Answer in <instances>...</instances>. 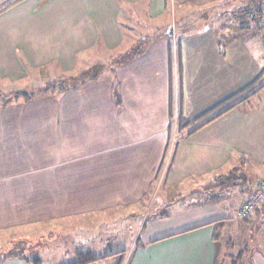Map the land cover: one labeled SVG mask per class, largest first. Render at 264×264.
Wrapping results in <instances>:
<instances>
[{
  "label": "crops",
  "instance_id": "0c3cea01",
  "mask_svg": "<svg viewBox=\"0 0 264 264\" xmlns=\"http://www.w3.org/2000/svg\"><path fill=\"white\" fill-rule=\"evenodd\" d=\"M119 1L121 6L118 0H0V86L11 87L29 73L36 74V79L51 60L71 69L75 57L94 42L106 48L118 45L121 10L131 19L144 1L148 18L153 19L170 7L169 0ZM246 1L247 12L259 7V25L252 29L258 34L251 32L247 17L233 14L234 25L241 30L238 34L210 24L173 40L171 17L168 35L157 46L149 45L146 57L157 52L138 68L154 77L135 82L131 81L135 72L126 74L131 69L123 65L114 69L115 86L122 87L117 103L108 98L115 92L109 77L104 88L96 84L86 90L85 99L83 91L56 93L54 100L59 97L52 100L55 108L50 115L24 113L23 107L38 96L27 105L16 99L21 113L0 114V125L9 128L0 131V231L53 222L61 230L57 233H66L65 238L74 234L72 220L79 219L75 224L76 234L82 237L79 243L97 242L92 235L102 236V231L90 232L85 216L100 213L101 219H107L108 210L121 207L124 213L111 217L116 227L132 223L138 237L120 264H228L231 254L226 252L234 243V233H243L245 240H239L244 247L233 264H241L244 257L242 264H264V201L249 217H236L237 208L264 178V0ZM175 2L181 21L189 10H195L194 17L206 10L219 14L229 3ZM172 47L178 77L173 90L167 88L162 66L165 53L171 57ZM73 92L76 96L66 99ZM92 94L95 100L89 99ZM174 102L181 121L176 118L173 126L164 112ZM86 106L91 107L90 113ZM6 107L13 108V101ZM9 123L18 125L12 128ZM174 134L180 140L170 147ZM23 150L31 152H25L30 158ZM30 159L38 162L23 167ZM122 184L151 195L149 209L143 204L145 193L126 205L118 201L103 205L102 188ZM182 185L186 191L179 190ZM183 195L193 199L190 205L177 211L170 207ZM219 220L225 223L210 225ZM108 226L102 224L101 229ZM218 230L219 236H226L224 242L216 237ZM27 235L21 233V241ZM247 239L253 248H246ZM102 240L108 241L107 237ZM84 252H74V260ZM4 264L27 263L16 257Z\"/></svg>",
  "mask_w": 264,
  "mask_h": 264
},
{
  "label": "rangeland",
  "instance_id": "374dc122",
  "mask_svg": "<svg viewBox=\"0 0 264 264\" xmlns=\"http://www.w3.org/2000/svg\"><path fill=\"white\" fill-rule=\"evenodd\" d=\"M228 1L229 3L226 6L227 10L225 12L223 11L219 13L220 15L217 13L218 11L212 13L206 10V12L205 11L201 12V14L203 13V15L194 17V13L196 14L195 10H189L188 12H186L188 16L184 17L183 21L180 20L181 12L175 0H172V1L169 0L170 3L167 5V7L170 6L169 9L163 12L158 18H153V19L148 18V11L146 10L144 1L143 3L139 5L138 10H136L137 11L135 12L136 16L132 17L131 19L127 11L121 10L120 23L122 25L121 27L122 32H121V40L118 45L106 48L105 45H102L100 42H94L93 46L88 47V50L86 52L80 53L77 55V57H75L74 66L71 69L61 66L56 60H51L49 61V64L47 65L46 72H43L42 74H37L39 77H36V79L33 78L34 75L36 74L29 73L27 78L21 81L15 82L16 84H14L11 87L8 85L5 87L0 86V114L9 113L13 115L16 113H21L20 109L16 108L17 105H15L16 92L19 91L26 95L32 94L33 98L37 96L39 97L35 99L34 101H30L29 104L28 102H26L28 105L25 103L28 107L27 106L23 107L24 113H29L31 114L30 116L42 115V114L50 115V112L54 110L55 108L54 107L55 104L52 101L54 100L53 96H55V94L57 93V89L59 88V86L60 85L61 87L68 86L69 84L67 82H70L68 81L69 80L68 77L70 76L76 78V80L72 83L81 82L85 80L88 76L86 77L83 76L82 78L81 76H77L78 72L83 69L87 71L91 70L90 75L87 78L86 83L82 87H79L75 90H78V92L83 91L82 97H84L85 95L87 96V94H85V91L88 90L89 88L97 86L96 84H99L101 88L102 87L104 88L105 86H107L108 84H105L106 82L104 81V79L106 77H109V78H112L110 82L114 83L112 87L115 89L114 90L115 92H113L112 90L108 98L111 101V97H112L115 103H117V92L120 91L122 87L118 88V86H115L116 79H113V78L116 77V71L114 69L122 65L125 66V69L127 70L131 69L130 71H127L126 74L132 75L135 72L136 75L134 76V78H131V81H135V82H143V79L146 77L147 78L154 77V75L149 74L148 72H145L143 70L139 71L138 68H143L142 66L145 60L149 57H152L157 52V51H154L152 54L146 57L147 50L149 49V45L157 46L158 45L157 42L162 37L164 38L166 34L168 35V32H169L168 25L171 22V17L174 19L173 20L174 24L171 28L172 34L174 35L173 40H179V38L182 35L188 36V35L194 34L196 33V31L201 29L200 27L205 26V25H210V24H214L213 26L211 25L213 29L214 28L219 29V30L223 29L224 31L225 29L226 30L230 29V32L232 29H235L236 30L235 33L237 34L238 32H241L240 28L235 27L234 24H236L237 21L236 19L234 20L232 15L237 14L239 16L240 14L238 13H240V11L243 8L244 10L247 11L249 8V6L246 5L247 1L246 0L245 1L228 0ZM119 3L120 1L118 0V4ZM119 5L121 6L122 4H119ZM243 15L247 17L245 13ZM201 17L203 19H201ZM218 18L220 22L219 20H216ZM247 22H248V25H250L251 27L250 30L255 29L256 26L259 25L258 13L255 14V12L252 11V13H250V15L247 17ZM163 23H166L165 26L167 27H165L164 25H161ZM251 32H255V30H252ZM255 34H258V31H256ZM246 39H249V38L246 37ZM162 41L164 42L165 39H163ZM172 42L170 41V45H173ZM254 46L257 48L256 43H254ZM253 51L254 53H256V50H253ZM165 56H167V58L163 59L162 61V64L164 62V65H162L163 71H164L163 74L164 76H166L167 88H170V86H172V90H173L174 89L173 85L175 86V82L178 78L177 77L176 55H175V52L173 51V47L171 51V57H169L168 52L165 53ZM152 63L153 65H155L156 60H153ZM65 69H68V70H65ZM151 73H153V70L151 71ZM94 75L97 77L96 80L92 78V76ZM52 86L56 88L54 91H52L53 93L52 92H48V93L42 92L44 89L52 87ZM6 87L7 89L8 88L10 89L5 90ZM109 87H110V84H109ZM64 93H61V94L57 93V94L62 95ZM104 94L105 92H103V95ZM59 95L57 96L59 97ZM70 96H76V92H73L71 95L70 94L67 95L66 99H68ZM58 97H55V100H58L56 99ZM88 97L90 100L96 99L95 96H93V94ZM85 98L86 97H84L83 99ZM20 99L21 98H19L18 101H20ZM7 100L13 101V108L11 109H7L8 107L5 108V106L8 104L4 102H6ZM41 104H44V107L40 106ZM86 107H87L88 113H90V110H92L90 109L91 107L90 106H86ZM177 109L178 108L175 106V102H174L173 106H169L167 111L164 112L165 115H167V117L170 119L173 126L174 124H176L175 122L176 118L178 119L177 122L181 121L180 112H179V109L178 110ZM118 110L121 111L123 110V108L119 107ZM133 112L135 113V111ZM129 114H131V112H129ZM9 124L12 126V128H13V125H18V124H13V123H9ZM8 129H9L8 127H4L0 125V131H7ZM180 131H181V128H180ZM179 140H180V136L178 134H174L170 140L169 146L173 147V145L178 143ZM18 142H20V140H18ZM69 147H70V142H69ZM23 151H20V152L26 156H28L26 153H31L28 150H23ZM28 158L30 157L28 156ZM31 162H38V160L30 159L28 162H23L24 163L23 167H25V164L27 163L30 164ZM80 167L85 168L86 166H80ZM85 174H86V171H83L82 176H84ZM21 178H24V177H20V179ZM119 179L121 178L119 177ZM124 180H128V179H126L125 177ZM129 182H131V180H129ZM184 186L185 185H182V187H180L179 190L186 191V187ZM102 189H103V192L100 191L101 194L106 195L103 205L104 204L113 205V203L115 202L116 204L117 201L121 203L122 205H126L127 203H129V201L133 200L134 196L141 197L144 193L147 195V192H144L143 190L138 192L139 190L138 187L133 188L132 186H129V185L124 186L123 184H122V187H114L111 185L107 188L103 187ZM144 189H148V187H144ZM100 192H99V195H101ZM150 197L151 195H147L143 201V204L146 205L147 208H148V205L149 206L151 205ZM157 200L159 201V197H157ZM192 200H193L192 198H189L188 196L183 195L182 197H180V200L178 201V203L171 205L170 207L174 206V209L176 208V211H177V210H180L181 208H184L185 206L190 205L189 202ZM50 205L47 208L48 210H51ZM119 208L108 210L107 219L106 218L101 219L100 213L96 215L90 214V215H87V217L85 216L86 218L85 224L89 228L90 232L92 231L97 232L98 230L102 231V236L92 235V237L98 238L97 242L88 241L83 244L79 243L78 239H81L82 237L76 234L79 227L75 225L77 220L79 219H74L72 220V224L74 225L70 226V229L73 231L72 233L74 234L71 237L69 236L65 238L64 236H66V233L64 234L57 233V232H61V230L59 229V227L54 228L56 224L53 222L46 223V224H40L37 226L30 225L27 228L23 227L19 229L10 230L9 232H6L7 234L5 232H2L1 230L0 231V248H5L3 249L4 255L19 254V255H24L28 257L39 256L40 260L42 261V264H69L74 260V256H73L74 252H80V251L84 252L85 250L96 251L97 253H100V252L101 253H114V252H119V251L126 252L131 246L134 245V241L138 237V233H137L138 229L131 228V226L133 225L132 223L128 225L124 224L120 228L116 227L115 225L116 220L111 217L118 216L119 214L124 213V210L121 207ZM171 211H173V209H171ZM142 212L146 213V210ZM150 215H153V214H149V216ZM101 223L103 224V226L104 224L108 223L109 225L108 227H111V228L105 230L106 228L104 227L103 229H101L102 228ZM138 224H139V221H138ZM135 226L137 227V224L134 225L133 227ZM19 231L21 232L18 234L15 233ZM106 232L108 233L114 232V233L106 235L105 234ZM21 233L28 234L26 237H23L24 235L21 236L24 238L23 241H21L20 239ZM56 234H61V235H56ZM78 234H81V232H78ZM97 234H99V232ZM233 236L235 238L234 243L233 245L229 246L228 252H226L227 254L228 253L231 254L227 260L228 264H233L235 261L237 262L235 258L239 255L241 249L244 247L240 245L242 242L239 240H242V241L245 240V235L243 233H238L237 235L234 233ZM62 237L64 239L60 241ZM106 237L108 241L106 242L105 240L100 241L102 238H106ZM218 238L220 239L221 242H224L226 239V236L220 235L218 236ZM52 242H57V243L53 244ZM246 242H247L246 248H253L254 245L250 239H247ZM58 245L60 247H57ZM57 248H59L60 250H56ZM20 250L22 251L19 252ZM111 259H112L111 261H109L108 263H104V264H117V257H115L114 259L113 258ZM245 262H246V257L243 258L241 264ZM238 264L240 263L238 262Z\"/></svg>",
  "mask_w": 264,
  "mask_h": 264
},
{
  "label": "trees",
  "instance_id": "16d2710c",
  "mask_svg": "<svg viewBox=\"0 0 264 264\" xmlns=\"http://www.w3.org/2000/svg\"><path fill=\"white\" fill-rule=\"evenodd\" d=\"M253 12H255V14L259 13V7H255ZM244 13L248 17L250 15V13H252V12H249V11L247 12L246 10H242L239 13L240 14L239 17H242V16L246 17V16L243 15ZM90 72H91V70L90 71L85 70V71L77 74V76H81V78L83 76H85V77L88 76L89 77ZM87 78L85 80L81 81V82L72 83V82H74L76 80V78L70 76V77H68V79H69L68 81H70L71 84H70V82H67L69 85L66 86V87H61V85H60L59 88L57 89V93L61 94V93H64V92H67V91H70V90H75V89H77L79 87H82L86 83ZM92 78L95 79V80L97 79V77L95 75L92 76ZM55 89L56 88L54 86H52V87L44 89L42 92L48 93V92L54 91ZM19 98H21L23 100V102L26 103V102H29L33 98V95L32 94L31 95H26V94H23V93L18 91V92H16V99H19ZM245 99H247V97L244 98L243 100H245ZM10 102H12V101L11 100H7L4 103L8 104ZM232 107H234V106H231V107L227 108L226 110H224L222 113H220L216 117L220 116L221 114H223L224 112L228 111L229 109H232ZM224 221L225 220L215 221V222L210 223V225L221 224V223L224 224L225 223ZM222 229H221V231H222ZM219 232H220V230H218V232H217L218 234L216 233V237L219 236V234H220ZM3 249H5V248H0V264H4L6 261H8V260H10L12 258H16V257H21V259H23V261L25 263H27V264H42L41 260L38 257H36V256L35 257H28V256H24V255H19V254H16V255L15 254L4 255ZM21 251L22 250H20L19 252H21ZM125 253H126L125 251H119V252H114V253H103V254H93L91 252H84V253H79L77 258L74 261H72L71 263H69V264H94V263H96L98 261H103V260L111 259V258H115V257H117V264H120L122 259H123V257H124V255H125ZM241 254L242 253H240L238 257H240Z\"/></svg>",
  "mask_w": 264,
  "mask_h": 264
},
{
  "label": "built area",
  "instance_id": "2783aa9c",
  "mask_svg": "<svg viewBox=\"0 0 264 264\" xmlns=\"http://www.w3.org/2000/svg\"><path fill=\"white\" fill-rule=\"evenodd\" d=\"M264 201V178L258 181L256 188L251 192L236 210V217L244 219L249 217Z\"/></svg>",
  "mask_w": 264,
  "mask_h": 264
}]
</instances>
